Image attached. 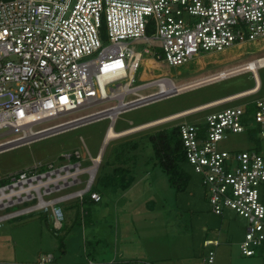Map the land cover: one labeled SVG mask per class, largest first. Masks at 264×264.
Masks as SVG:
<instances>
[{"label": "rangeland", "instance_id": "rangeland-1", "mask_svg": "<svg viewBox=\"0 0 264 264\" xmlns=\"http://www.w3.org/2000/svg\"><path fill=\"white\" fill-rule=\"evenodd\" d=\"M144 46L136 45L138 50ZM261 59L264 40L202 56L180 67H168L144 56L133 87L158 78L169 79L178 87ZM257 80L259 88L254 93L118 136L104 145L108 119L1 147L21 143L0 152V217H7L0 222V263H31L42 254H52L60 264H204L207 252L213 250L214 264H264V250L251 258L241 255L239 245L246 221L230 210L215 216L199 177L186 162H180L179 169L188 178L187 187L180 193L170 188L153 143L159 140V134L181 123H193L210 113L264 96V66L257 69L256 75L242 72L122 113L111 130L126 133L225 101L255 89ZM156 91L153 87L138 94ZM113 105L93 106L28 130L34 133ZM23 132L0 134V145L22 138ZM156 144L160 149L161 143ZM243 144L241 137L233 136L222 144V149H242ZM102 146L97 163L99 158H95ZM37 186H41L38 192L30 190ZM92 188L95 192L89 198L94 202L87 197ZM20 191L23 194L19 197ZM67 196L70 198L64 200ZM39 198L53 204L37 209ZM206 240H216L219 246L205 247Z\"/></svg>", "mask_w": 264, "mask_h": 264}, {"label": "built area", "instance_id": "built-area-1", "mask_svg": "<svg viewBox=\"0 0 264 264\" xmlns=\"http://www.w3.org/2000/svg\"><path fill=\"white\" fill-rule=\"evenodd\" d=\"M259 40H264V0H0V134L106 103L115 105L34 133L102 119L113 127L118 115L171 95L166 78L133 87L144 56L180 67ZM137 44L145 46L138 50ZM153 87L156 92L138 94ZM177 130L211 212L222 216L230 210L244 219L240 253L259 255L264 96L181 123ZM233 136L241 137L243 148L222 149ZM204 246L219 243L206 240ZM203 261L214 264V251ZM24 264L60 263L42 254Z\"/></svg>", "mask_w": 264, "mask_h": 264}, {"label": "bare ground", "instance_id": "bare-ground-1", "mask_svg": "<svg viewBox=\"0 0 264 264\" xmlns=\"http://www.w3.org/2000/svg\"><path fill=\"white\" fill-rule=\"evenodd\" d=\"M264 66V59H261V60H258V61H254V62H250V63H247V64H245V65H242V66H238V67H236V68H233V69H230V70H227V71H222V72H219V73H216V74H214L213 76H211L210 78H207V79H201V80H198V81H195V82H191V83H188V84H185V85H182V86H178V87H176L175 85H173L172 83H171V81H169V89H170V93L169 94H171V95H169V96H167V97H165V99L166 98H169V97H172V96H175V95H177V94H181V93H183V92H186V91H189V90H191V89H193V88H196V87H200V86H202V85H206V84H208V83H210V82H213V83H215V82H218V81H224V80H227V79H229V78H231V77H234V76H237L239 73H242V72H245V73H253L254 75H256V71H257V69L259 68V67H263ZM209 77V76H208ZM257 83H256V86H255V89H253V90H251V91H248V92H246V93H241V94H239L238 96H235V97H232V98H230V99H227V100H225V101H228V100H231V99H233V98H236V97H240V96H243V95H248V94H251V93H254V92H256L257 90H258V88H259V82H258V80L256 81ZM176 93H175V92ZM162 100V99H161ZM225 101H217V102H213V103H210V104H208V105H205V106H201V107H197V108H195V109H192V110H189V111H186V112H183V113H179V114H177V115H175V116H172V117H169V118H166V119H164V120H159V121H157V122H155V123H153V124H147V125H144V126H140V127H138V128H135L134 130H130V131H128V132H126V133H118V134H115L114 132H112V130H111V128L112 127H109V129H108V131H107V134L105 135L106 136V140H105V142L104 143H106L108 140H110V139H113V138H117L118 136H122V135H126V134H129V133H133V132H136V131H140V130H142V129H146V128H148V127H151V126H153V125H159V124H161V123H164V122H166V121H170V120H173V119H178V118H180V117H183V116H185V115H188V114H190V113H193V112H196V111H199V110H201V109H205V108H207V107H211V106H213V105H216V104H219V103H222V102H225ZM151 104V103H150ZM143 106H145V105H143ZM89 120V119H88ZM103 120V119H102ZM85 121V120H84ZM95 121H100V120H95ZM95 121H93V122H95ZM80 123V122H79ZM90 123H92V122H90ZM63 128H66V127H63ZM24 129V131H25V135L22 137V138H20V139H16V140H13V141H10V142H8V143H6V144H3L2 145V147H4V145L5 146H8V145H11V144H14V143H17V142H21V140H24V139H27V138H30V137H34V136H36V133H32V132H30L28 129H29V127H25V128H23ZM62 129V128H61ZM58 131V130H60V129H55V130H50L49 132H53V131ZM43 133H45V134H47V131H43V132H39V134L37 135V137L38 136H41V135H43ZM119 134H121V135H119ZM105 136H104V138H105ZM23 143H26V142H23ZM91 161H92V159H91ZM93 163H96V162H93ZM97 164V163H96ZM88 170H85V172H87ZM20 184H21V182H19ZM91 183V182H90ZM40 187L41 186H37V187H30V190L31 191H39V189H40ZM29 190V191H30ZM25 192V191H24ZM21 194H23V192L22 191H20L18 194H17V196H21ZM8 198V197H7ZM70 197H64L63 199L64 200H67V199H69ZM43 199L42 198H39V205H38V207H37V209H41V208H43V207H47V206H51L53 203H47V204H45L43 201H42ZM0 201H1V199H0ZM54 202H55V200H54ZM5 219H7V217H0V222L1 221H4ZM9 219V218H8ZM55 221H56V223H55V226L56 227H58V215H56L55 216Z\"/></svg>", "mask_w": 264, "mask_h": 264}, {"label": "trees", "instance_id": "trees-1", "mask_svg": "<svg viewBox=\"0 0 264 264\" xmlns=\"http://www.w3.org/2000/svg\"><path fill=\"white\" fill-rule=\"evenodd\" d=\"M158 138L159 140L157 141L161 143V148H158V145L156 144L157 141L156 143H153L156 157L162 159L159 161V167L166 174L170 188L175 190L177 193L183 192L188 185V178L179 169V163L185 162V158L182 153L178 130L177 128H174L170 132L159 134ZM71 160L73 162L76 161V159L73 157L71 158ZM41 171L44 172L46 171V169H41ZM127 186L122 187H124L123 189H125ZM104 187L106 188L107 185H104ZM89 192V195H87L88 198L90 194H94V188H92ZM89 200L94 202L90 198Z\"/></svg>", "mask_w": 264, "mask_h": 264}, {"label": "water", "instance_id": "water-1", "mask_svg": "<svg viewBox=\"0 0 264 264\" xmlns=\"http://www.w3.org/2000/svg\"><path fill=\"white\" fill-rule=\"evenodd\" d=\"M87 123H88L87 121L83 122V124H87ZM80 125H81V124H79L78 126H80ZM72 127H75V126L66 127V128L60 129V130H58V131L56 130V131H53V132H47V134L43 133V135L37 137L36 139L45 138V137L51 136V135H53V134H57V133H59V132H62V131H64V130H67V129H69V128H72ZM19 145H21V143H20V144H17V145H14V146H11V147L2 148V149H0V152L5 151V150H7V149H9V148L17 147V146H19Z\"/></svg>", "mask_w": 264, "mask_h": 264}, {"label": "crops", "instance_id": "crops-1", "mask_svg": "<svg viewBox=\"0 0 264 264\" xmlns=\"http://www.w3.org/2000/svg\"><path fill=\"white\" fill-rule=\"evenodd\" d=\"M107 131H108V130H107ZM106 134H107V132H106ZM105 140H106V136H105V138H104L103 145H104ZM103 147H104V146H102V147L100 148L99 155H98V157L95 158V159H98V158H99V161H98L97 163L100 162V157H101V153H102Z\"/></svg>", "mask_w": 264, "mask_h": 264}]
</instances>
